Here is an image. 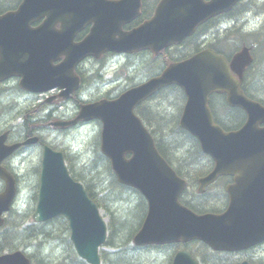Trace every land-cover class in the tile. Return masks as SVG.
Listing matches in <instances>:
<instances>
[{
  "label": "water",
  "instance_id": "95a60500",
  "mask_svg": "<svg viewBox=\"0 0 264 264\" xmlns=\"http://www.w3.org/2000/svg\"><path fill=\"white\" fill-rule=\"evenodd\" d=\"M59 1L49 4L62 5L68 15L77 13L86 18L96 12L90 0ZM235 1L212 0L205 4L203 0H188V3L187 0H168L152 26L140 27L121 40L112 42L107 25L104 27L99 22L85 41L71 44L72 34L79 30L82 22H68L70 59L65 64L56 67L48 64L40 70L36 68L37 64L40 57L45 59L47 52L38 49V60L32 54L33 43L25 24L32 15L42 12L45 5L39 0H24L17 12L0 16V79L21 76V85L33 91L62 85L60 80L65 82L64 76H74L73 66L80 58L98 50L101 45L108 44L115 50H132L151 44L163 47L192 33L199 23L229 8ZM181 8L186 9L183 14H180ZM28 49L31 52L29 57L26 53ZM251 62L252 56L246 48L235 55L231 68L242 77ZM49 81L53 84L46 86ZM172 83L185 89L188 100L180 124L199 139L202 149L216 162L213 171L200 179V191L219 174H233L239 183L228 188L231 201L223 214H197L180 203L185 180L163 159L154 138L134 112L141 100ZM213 91H226L231 105H240L247 110V123L242 128L225 132L213 121L208 106V97ZM95 117L103 122L102 151L110 158L119 181L137 187L149 201L145 221L134 238L135 244L159 245L200 239L216 250L231 251L264 239V189L249 181L264 168V127H259L264 122V106L244 96L240 80L231 74L230 63L224 56L206 50L186 61L171 64L161 76L129 89L116 100L106 99L84 105L79 117L71 122ZM4 140L5 136H1L0 162L19 145L8 146ZM34 141L29 139L25 142ZM127 154L131 156L127 158ZM41 165L35 220L40 222L65 215L78 254L92 264H99L98 249L107 234L106 223L97 204L90 198L87 189L69 175L64 152L46 145ZM0 178L7 182L5 191L0 194L1 226L3 213L10 209L17 190L15 178L4 167H0ZM30 263L21 250L0 256V264ZM173 264L199 262L191 252L183 249L177 253Z\"/></svg>",
  "mask_w": 264,
  "mask_h": 264
},
{
  "label": "rangeland",
  "instance_id": "374dc122",
  "mask_svg": "<svg viewBox=\"0 0 264 264\" xmlns=\"http://www.w3.org/2000/svg\"><path fill=\"white\" fill-rule=\"evenodd\" d=\"M258 1V0H257ZM239 19L238 25L235 23V19L233 21L229 22L230 27L232 28L233 25L236 26L238 33L234 35H230L232 37L231 43H234L238 40H242L245 36V32H256L259 29L264 28V13H258L256 14H250L247 16H238ZM237 19V20H238ZM242 20L244 22H242ZM222 31V35H228ZM264 31H262V35L258 36L259 38H263ZM256 36L247 35L244 39L247 38L248 42L254 41ZM257 37V38H258ZM229 44V42H228ZM261 53L259 52L256 58L255 66L251 70L250 73L252 76L255 77L256 74L261 71L262 76L259 78H256L255 81L259 83L260 90H256L251 86V93L253 95H257V97L264 98V50L259 49ZM131 61V60H130ZM151 62H139L138 60L132 61V63L128 62V66L130 67V70L140 77V73H144L146 69H148L151 65ZM123 79V78H120ZM129 79L124 77L123 82H128ZM96 88L93 86V88L88 89V91H85L84 94H86L87 97H93L94 95H99L98 91H94ZM118 92V91H117ZM114 93V94H117ZM101 94L105 93V90H101ZM43 97L44 99H47L48 97L45 96H39L37 97H31L26 94H23V92L16 90V92L10 93L9 96L4 95L3 93H0V129L4 127L5 125H13L14 131H16L15 135H23L24 134V119L20 117L24 115H28V121L29 123L26 124V128L31 130L32 127L41 126L40 127V133L43 135V140L47 143L49 142L54 147H58L59 149H63L65 152H68V157L70 158L69 162L66 161V164L68 165V169L72 175L74 173L81 174V178L78 176V179L86 185V183L90 184L92 187V190L94 194L96 195V198H99L102 202V205L100 207L101 213L105 219V221L108 224V234L110 235L111 230H113V236L117 235L119 232H130L135 230V227L140 226L142 221V216L144 214L145 205L143 203V199L139 196L138 193H132L128 191V189L125 188H117L116 186H110L109 182L113 179V174H111L110 170L108 169V162L106 160H103L101 158L102 151L100 150V144H99V134L101 131V123L97 120L92 123H88L86 125H81L79 127L73 128L70 130H63L55 128L50 124L51 118H43L38 117L40 114H38L37 110L35 112L28 111L25 112L26 109L25 105L31 102V99L33 98L34 104L40 105V103H43ZM51 95H49V98ZM180 97V96H179ZM178 97V95H173L169 91H165L161 95L158 96V98H155L153 100V104L150 107L152 112H157L162 115V117H165V123L162 122V126L165 127L163 135L167 136L168 141L172 139V123L173 121L177 120L179 115V111L181 108V100ZM89 100V98H87ZM53 107L56 110L54 113L55 115H58L57 117L54 115L55 119H52V121L56 120V118L64 117V118H70L73 116L77 111L79 104L75 99H72L70 102L60 103L59 98L53 99ZM147 105L146 107H148ZM24 111V112H23ZM144 111L146 112L145 108ZM20 112H23L20 114ZM149 113L152 115L151 111ZM148 113V114H149ZM20 114V115H19ZM45 114V112L43 113ZM149 114V116H150ZM20 117V118H19ZM45 117V116H44ZM177 117V118H175ZM227 121H233L234 116H224ZM36 120V122H35ZM39 120V121H38ZM35 122V124H34ZM150 126V125H149ZM152 127L155 129L156 125L155 123L152 124ZM151 128V126H150ZM165 142V145L167 142ZM171 147L170 150H174L176 148L177 152L180 151L181 148V142L180 140H173L169 142ZM172 148V149H171ZM28 149V148H27ZM25 149L24 154L25 156L17 157L16 162L13 163V166H15L16 170L22 174V180L20 183V193L17 200V203L15 205V213L14 215H9L10 220L6 225H8L11 221H13V218H17L18 214L21 213V211H25L31 214V218L25 221V219L21 220L19 222L20 226H24L23 222L25 221V225L29 222L34 221L33 220V212L35 209L36 201H35V194L37 191L36 185L38 184V177H37V169L39 168V161L41 158V148H31L29 150ZM185 152V151H184ZM174 157L176 155H173ZM184 160V159H183ZM183 164L190 166V164L183 161ZM204 160V159H203ZM189 161V160H188ZM191 163V161H189ZM175 164L178 162H174ZM174 164V165H175ZM176 164V165H177ZM191 172L192 170L200 168L199 163L193 164L191 163ZM199 166V167H197ZM185 167V166H184ZM183 168V167H182ZM195 172V171H193ZM1 182V181H0ZM103 185L104 188H102ZM220 186L213 187L208 190L205 196L204 202L208 203L214 208H223V197L220 195ZM2 188V185L0 183V189ZM35 192V193H34ZM190 192L188 194V199H192ZM23 215V214H22ZM114 219V220H113ZM18 220V219H17ZM122 221V223H121ZM115 223V224H114ZM25 227H20L22 230ZM46 228L49 230V235L47 236L49 240L46 242H42L41 246L33 248L31 246H34L36 244V241L32 243V245L27 247H22L21 249L26 250L27 252H30L35 255L40 256L43 258V260H46L49 264H74L72 262V257L69 256L70 254L67 253L68 250L71 249L73 256L77 257L75 248L71 245L70 242V235L69 230H65L64 232L60 229L59 224L57 221H52L51 223H48L46 225ZM131 228V229H130ZM11 229V228H10ZM9 229V230H10ZM124 230V231H123ZM115 233V234H114ZM43 237L42 239H44ZM114 238V237H113ZM38 246V245H37ZM196 248H198L199 244H195ZM68 247V250L66 248ZM118 245L114 244L111 245H105L104 250L106 252H112L118 250ZM121 252H123V256H117L112 255V259L110 260L109 264H120L117 263L121 262L120 259L123 257L127 258V262L125 264H172L173 259V247L171 248H148V247H141L136 246L133 244L132 241H127L124 246L121 248ZM200 251L203 253H207L208 250H205L204 248L200 247ZM255 257V261L258 263L264 264V249L257 248L255 250V253H253ZM209 260L207 264H220L223 262L224 258H226V255L220 254L219 257H213L208 256ZM207 257V258H208ZM228 258V257H227ZM244 258V257H243ZM239 258V259H243ZM246 258V257H245ZM251 258V257H250ZM253 258V257H252ZM110 259V257H109ZM108 259V261H109ZM229 259V258H228ZM248 259V258H247ZM229 261V260H228ZM102 264H106L104 259ZM202 264H206L205 261H203Z\"/></svg>",
  "mask_w": 264,
  "mask_h": 264
},
{
  "label": "trees",
  "instance_id": "16d2710c",
  "mask_svg": "<svg viewBox=\"0 0 264 264\" xmlns=\"http://www.w3.org/2000/svg\"><path fill=\"white\" fill-rule=\"evenodd\" d=\"M220 42H222V41H220ZM145 61L148 62V58L142 59L139 62H145ZM171 93L173 95L176 94V95L183 96V93L179 88L171 90ZM149 105L150 106L147 107L146 112H143L141 109L138 112L141 115H143V117L145 118V120L147 121V123L149 125H152L155 123L156 128L154 129L152 127V132L154 134V137L156 136L157 147L160 149V151L165 156V158L171 162H178V164L177 163L176 164L178 167L177 170L179 171V174L182 173V174H186L188 176L193 174L192 179H196L198 176L203 175L205 172H207L208 167L212 165L211 158H209L204 152H202V149H201V146H199L198 140L193 135L189 134L188 132H186L184 129L181 128L180 124H178L179 118L176 121L174 120L173 121L174 123H172V127H173L172 133H174V134H172V136H173L172 139L170 141H168L167 136L166 135L164 136L163 132H162L164 129L166 130V125H165V127H163L161 124L162 122L165 123L164 119H166V118L162 117V115L160 113H157L155 111L152 112V110L150 108L152 106V104H149ZM149 111H151L152 115L149 113ZM236 111H238V109ZM148 113L150 114V116ZM237 115H238V113L234 112L231 115V117L234 116V118H236ZM20 117L23 118V117H25V115L24 114L22 116L20 115ZM175 118H177V117H175ZM217 121L220 122L225 128L230 129V128L238 127V125H236V124H237V121L238 122L240 121V119L238 117L236 121H228L231 124H234L235 126L229 125L225 122H222L219 119H217ZM173 140L174 141L180 140L182 145H181L179 152H177L178 150L176 148H174V150L171 148L172 150H170L171 145L169 142H171ZM166 141H168V142L165 145ZM100 154H101V158L108 162V169L110 170L111 174H113V179H112V181L109 182L110 186L115 187L117 185L120 188L124 187V186L119 185L117 183L116 176L112 172L111 164H110L109 160H107L106 157L101 152H100ZM173 155H176V156L174 157ZM181 160L190 164V166L183 164V162ZM188 160L191 161V163H193V164L199 163L200 168L192 170V172H191L190 168L192 166ZM199 166H197V167H199ZM193 171H195V172H193ZM75 175H79L80 178L82 177V176H80L81 174H78V173H76ZM86 186L88 187V191H89V194L92 197V199H94L97 202V204L102 205V202L100 201V199L96 198V195L94 194L90 184L87 183ZM100 186H102V188H104L103 185H100ZM193 208H195L197 211L201 212V211H203L204 206L202 204H200V202H198V205L197 204L194 205ZM21 216H22L21 214L20 215L18 214L17 218L16 217L13 218L14 223L10 222L8 227L6 226V224L8 223L10 218H8L6 220V222L4 224L5 234L3 232L0 233V253L5 252V250L13 251L14 248L17 249V246H20V245L21 246L26 245L29 248V246L32 245V243L35 241H36V244H34V246H31V247L35 248V246H36L39 248V246H41L42 242H46L47 240H49V238L47 236L49 235L50 232L43 224L42 225L41 224L40 225H38V224L31 225L30 224L21 230L20 227H22V226L19 225V221L22 218ZM23 216H24V219L27 220L29 217V214L28 213L23 214ZM55 221L58 222L59 227L63 232L65 230H69V223H67V220L64 217H59ZM121 223H122V221H121ZM3 230H1V231H3ZM134 233L135 232H132L130 230V232L128 231V233L124 231L123 233L119 232L117 235L113 236L114 238H113L112 245L114 244V241H115V244L118 245V248H117L118 252H113L112 254L105 256L107 261L110 257L107 264L110 263V260L112 259V255L115 254L117 256H123V252H121V248L134 235ZM43 237H45L44 238L45 240L42 239ZM201 247H204L206 249L208 248L204 244H202ZM66 250H68V247L66 248ZM67 253H69L70 254L69 256L72 257L71 259H72V262L74 264H86L82 259L73 256L71 249L68 250ZM32 258L34 260L33 264H49L46 260H43V258L38 256V255H36V259H35V255H32ZM126 259L127 258L123 257L122 259H120L121 262L117 261V263L125 264L127 262ZM205 260L207 263H208V261H211V260H209V258L205 259Z\"/></svg>",
  "mask_w": 264,
  "mask_h": 264
},
{
  "label": "flooded vegetation",
  "instance_id": "af4514ba",
  "mask_svg": "<svg viewBox=\"0 0 264 264\" xmlns=\"http://www.w3.org/2000/svg\"><path fill=\"white\" fill-rule=\"evenodd\" d=\"M21 1L22 0H16V1L12 2V3H9L6 6L3 3H8L7 0H0V4L2 5L0 7V13H4L7 10H13V9L18 8V6H19V4H20ZM142 1H143V6H144L143 7V10H142V13L140 15H138V17H136L135 20H133L132 22H130L127 27L138 26V24H140L141 22L149 19L150 16L153 14L155 8H153L152 6H147L146 0H142ZM243 1L244 0H242L241 2H243ZM248 9H250V8L248 7ZM248 9H247V7L239 8L238 6H236L232 10H230L229 12L223 14L222 16L225 17V16H232L233 14H245V12H247ZM46 10H48V12L50 13L49 8H46ZM43 11H45V10L43 9ZM48 21H49V19H48L47 16L36 17V18H33L31 20V25H32L33 28H37V27L42 26L43 23L44 24H46V22L48 23ZM61 26H62V22L58 21L56 23V25H55V28L56 29H59V28H61ZM91 26L92 25H89L86 28L87 29H90ZM49 27H51V26H49ZM209 31L210 30H208V32ZM203 43H204L203 45L205 47H208V46L212 45L214 42L213 41H210L208 43L205 40H203ZM144 52H145L144 54L143 53H139L140 55L138 56V58H139L138 60H140V59L142 60V59H145V58H148V61H150L149 59L152 60V61H150L151 62L150 65L151 66L147 69L148 71H152L154 69H157L158 67L162 68L164 66L163 65L164 64L163 57H154L152 59L153 55L151 56V54H150L151 52L150 51L146 50ZM148 55H150L151 58H149ZM111 56H112V52L111 51L104 52V54L101 55L102 58H100L98 60V62L101 63V62H104V60H110L111 59ZM60 60H62V59H60ZM14 80H16V79H14ZM88 80L90 81L91 84H99L100 83V79H99V75L98 74H94L93 76L89 77ZM8 87H9L8 83H2V82H0V88H8ZM15 88L16 87H14V89ZM98 88H101V87H97L96 89H98ZM11 91H12V88H10L9 90L8 89H5V92L3 94L6 95V96H8L7 93H10ZM28 94H30V93H28ZM36 110H37L38 114H40L38 117H36V119H38L39 117L47 118V114H48V117H50V116L54 115V111H55L54 109L50 108V106L49 105H46L45 103H40V105H37ZM44 112H45V114H43ZM40 127L41 126H37V125H36V127H32V129H31L32 132H26V130L24 129V134L23 135H19V136L15 135L16 131H14V126H7V125H5L4 127H2V131H7L8 132L6 142L9 143V144H13L14 142L24 141V139H26V138H28L30 136H34L36 134L41 139L40 144H38L36 146H29V147L26 146L25 148L24 147H21L19 150L16 151L15 155L12 158H8L6 161L3 162V164L6 167H8L11 171L14 172L13 169H15V168H13V166H11V164L9 165V163L13 162V159L16 156H25L26 155V154H24L25 153L24 152L25 149L28 148L27 150H29L31 148H36V147H39L41 149L43 148V145H44L45 141L43 140V135L40 133ZM16 172H18V171L16 170ZM232 180H233V178L231 176H228V177H225L224 176V177H220L217 181L222 183V186L224 187V192H225V189H226L227 185L230 182H232ZM225 197L227 199V200H225L226 201L225 205L227 207L228 206L227 205L228 204V195L226 193H225ZM263 245H264V242L261 243V244H259V245H257V246H255V248H252V249L247 250V251L253 252L259 246H263ZM252 255H253V253H252Z\"/></svg>",
  "mask_w": 264,
  "mask_h": 264
},
{
  "label": "bare ground",
  "instance_id": "6f19581e",
  "mask_svg": "<svg viewBox=\"0 0 264 264\" xmlns=\"http://www.w3.org/2000/svg\"><path fill=\"white\" fill-rule=\"evenodd\" d=\"M235 9H236V8H235ZM34 123H35V122H34ZM17 214H19V215L21 214V215H22V213H17ZM21 217H22L21 220H23V219H24V216L22 215ZM21 220H20V221H21ZM20 221H19V222H20ZM11 223H14V222L11 221ZM9 224H10V223H9ZM9 224H8V225H9ZM8 225H6V226L8 227ZM25 226H26V225H24V226H22V227H25ZM138 227H139V226H138ZM138 227H135V230L132 231V232H135V231L138 229ZM2 232L5 234V229H4L3 231H1L0 233H2ZM19 238H20V237H19ZM22 247H27V246H26V245H22ZM17 248H21V245H20V246H17ZM15 250H17V249L14 248L13 251H15ZM10 251H11V250H10ZM0 254H1V253H0ZM32 255H33V254H32V253L30 252V250H29V252H28V257H29V259H30V261H31V264L34 263V260H33V258H32ZM204 261H205V263L207 264V262H206L205 259H204Z\"/></svg>",
  "mask_w": 264,
  "mask_h": 264
}]
</instances>
